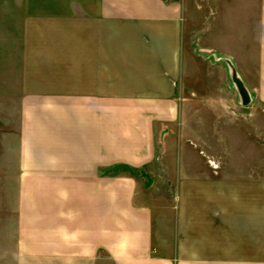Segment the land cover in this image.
<instances>
[{
    "label": "crops",
    "instance_id": "1",
    "mask_svg": "<svg viewBox=\"0 0 264 264\" xmlns=\"http://www.w3.org/2000/svg\"><path fill=\"white\" fill-rule=\"evenodd\" d=\"M0 7L23 8L6 53L0 21L1 107L13 92L0 133L16 188L0 264H264V0L205 5L246 7L251 41L241 50L236 22V52L230 43L224 51L251 94L250 130L212 115L241 98L192 97L216 65L188 46L183 0ZM5 76L14 77L7 88ZM143 173L162 179L145 184ZM170 184L172 195L157 192Z\"/></svg>",
    "mask_w": 264,
    "mask_h": 264
},
{
    "label": "rangeland",
    "instance_id": "2",
    "mask_svg": "<svg viewBox=\"0 0 264 264\" xmlns=\"http://www.w3.org/2000/svg\"><path fill=\"white\" fill-rule=\"evenodd\" d=\"M185 7H183V25L185 30V36L188 39V46L191 50L195 51L199 59L205 57V54L210 55L213 65L212 70V82L211 85L200 83L198 88H200L198 93H193L192 97L197 99H213V100H227L233 101L237 98H241L243 105L238 107H227V108H213L212 115L217 119L220 116L231 115L232 117L241 118L244 121V128L247 130L251 127V115L252 107L250 106L251 94H243L238 89L235 92V87L238 88L236 80L239 77L243 82V76L241 74L237 61L227 57L225 54V48L227 43H230L231 51L233 54L236 52V40L235 32L237 29V24L243 26L244 40L240 43L241 50L247 48V44L251 41L252 28L250 26L251 21L245 17L246 7H205L209 0H183ZM250 9V7H249ZM252 17V16H250ZM23 19V8L22 7H0V21L3 23V36H4V46L5 53L7 49H10L11 42H18L21 33V21ZM238 19V21H237ZM250 19V18H249ZM246 24V26H244ZM239 28V27H238ZM240 29V28H239ZM247 34V37L245 36ZM238 46V48L240 49ZM239 50V53L242 54ZM244 52V51H243ZM245 53V52H244ZM217 63V64H216ZM219 64H226L227 73H223L222 68H219ZM204 65L197 64V71L201 74L204 73ZM200 69V70H199ZM14 77L5 76V88L11 83V79ZM18 78L15 76V79ZM203 78V77H201ZM197 81H199L197 79ZM13 92L5 91L3 105L0 106V130L7 129V121H12V116L10 108L6 107V102L11 100ZM248 96V97H247ZM1 102V101H0ZM202 111L204 116L206 113L202 109H197ZM204 111V112H203ZM11 116V117H9ZM9 119V120H8ZM4 120V123H3ZM6 122V123H5ZM218 122V121H217ZM220 129L219 124L212 125ZM223 127V126H222ZM230 131L235 132V124H230ZM0 133V229H8L11 224V214L16 203V188L11 186L12 183V172H11V142L2 138ZM212 144L211 148L220 153L219 141L212 139L209 141ZM233 152V150L231 151ZM222 153V152H221ZM223 154V153H222ZM221 156V155H220ZM221 161L225 162L227 156L221 157ZM226 159V160H225ZM228 162L234 160V156H228ZM227 162V161H226ZM162 175L159 173L157 175H151L150 173H143V181L145 184H151L153 180H161ZM157 188L158 193H168L173 194V187L163 186Z\"/></svg>",
    "mask_w": 264,
    "mask_h": 264
},
{
    "label": "water",
    "instance_id": "3",
    "mask_svg": "<svg viewBox=\"0 0 264 264\" xmlns=\"http://www.w3.org/2000/svg\"><path fill=\"white\" fill-rule=\"evenodd\" d=\"M237 86H238V89L243 93V94H246L248 95V90L245 86V84L243 83V81L238 77L237 80L235 81ZM248 97V96H247Z\"/></svg>",
    "mask_w": 264,
    "mask_h": 264
},
{
    "label": "trees",
    "instance_id": "4",
    "mask_svg": "<svg viewBox=\"0 0 264 264\" xmlns=\"http://www.w3.org/2000/svg\"><path fill=\"white\" fill-rule=\"evenodd\" d=\"M130 172L132 173V174H136L137 172L135 171V170H133V169H130Z\"/></svg>",
    "mask_w": 264,
    "mask_h": 264
}]
</instances>
